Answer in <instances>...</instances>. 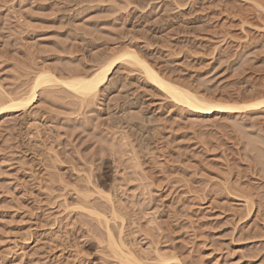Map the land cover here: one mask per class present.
Masks as SVG:
<instances>
[{
	"label": "rangeland",
	"instance_id": "rangeland-1",
	"mask_svg": "<svg viewBox=\"0 0 264 264\" xmlns=\"http://www.w3.org/2000/svg\"><path fill=\"white\" fill-rule=\"evenodd\" d=\"M262 8L264 0H0V92L22 94L42 68L91 74L133 49L206 100L256 101ZM98 191L110 194L123 221L111 228L124 227L139 259L264 264V108L194 116L123 60L91 102L39 93L26 112L0 117V264H113L103 224L83 210L109 216Z\"/></svg>",
	"mask_w": 264,
	"mask_h": 264
},
{
	"label": "bare ground",
	"instance_id": "bare-ground-1",
	"mask_svg": "<svg viewBox=\"0 0 264 264\" xmlns=\"http://www.w3.org/2000/svg\"><path fill=\"white\" fill-rule=\"evenodd\" d=\"M123 60H128L132 66L138 68L151 87L167 95L173 103L186 109V111L194 116L206 117L214 114L229 115L257 111L264 108V98L245 104L206 100V98H202L190 90L165 79L133 49H124L111 58L106 57L102 61H98L99 63L97 62L95 71L91 74L84 71H70L71 73L62 75L61 77V75L57 76L51 69L42 68V70L34 74L30 88L28 86V89L22 94L8 96L4 92H0V117L8 113L26 112L37 101L39 93H51V95L56 91L64 95L71 93L79 99L80 106L86 102H91L105 88L116 66ZM97 193L100 195V198L102 195V198L107 201V208L110 212L109 218L95 212L92 208H86L85 205L83 210L87 211L97 221L103 224L107 252L113 264H183L176 257L168 256L167 258L160 254L156 255V258L151 262L139 259L138 256L136 257L125 244L124 237L122 236V233L124 234L122 232L124 227L122 228L120 226L118 229L111 228V222L116 225L117 221H120L122 225L123 221L117 212H115L116 209L113 206L110 194H106L103 191L102 193L99 191Z\"/></svg>",
	"mask_w": 264,
	"mask_h": 264
}]
</instances>
